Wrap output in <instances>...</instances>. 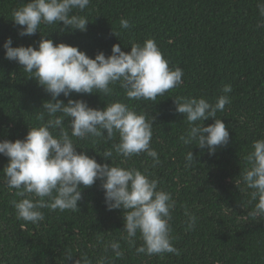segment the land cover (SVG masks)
<instances>
[{"label": "trees", "instance_id": "1", "mask_svg": "<svg viewBox=\"0 0 264 264\" xmlns=\"http://www.w3.org/2000/svg\"><path fill=\"white\" fill-rule=\"evenodd\" d=\"M27 2L0 0V140L23 139L29 127L45 123L47 116L45 121L37 116L43 102L51 100L21 65L5 58L3 45L9 37L14 47L37 48L48 38L78 46L93 58L101 51L111 55L114 44L130 51L132 44L153 39L169 67L182 69L183 83L156 101L129 100L118 82L110 85V96L73 92L58 98L65 103L82 99L100 109L120 101L150 121L154 117L150 146L159 155L155 166L146 153L130 159L117 155L113 145L119 143L118 133L110 141L72 139L78 152L86 151L101 164L113 161L114 166L138 169L158 181V190L171 193L176 201L169 221L171 242L180 254H137L143 244L139 232L134 244L123 238L125 210L107 208L99 179L82 186L75 211L42 209L45 219L36 224L18 219L12 202L24 197L7 188L3 169L9 158L0 154V264H75L84 254L92 264L101 257H107V264H264V217L250 215L258 201L251 199L253 190L240 176L249 167L245 157L253 142L264 139V17L259 0H91L83 12L74 10L89 20L86 31H61L60 22L41 24L42 33L20 36L12 12ZM122 18L130 28L121 27ZM228 84L232 91L225 94ZM221 95L231 100L217 112L230 133L227 146L209 155L207 148L184 145L180 137L188 125L175 111V97L215 103ZM211 123L214 118L204 121ZM64 127L71 135L67 119ZM106 150L113 151L112 160L102 156ZM190 150L196 162L186 166ZM185 210L196 217L192 230H187ZM112 241L120 243V257L105 250Z\"/></svg>", "mask_w": 264, "mask_h": 264}, {"label": "clouds", "instance_id": "2", "mask_svg": "<svg viewBox=\"0 0 264 264\" xmlns=\"http://www.w3.org/2000/svg\"><path fill=\"white\" fill-rule=\"evenodd\" d=\"M91 0H28L22 7L14 9L12 20L19 27L20 36H32L40 31V25H54L63 22L61 31L87 30L89 20L74 10L83 12ZM260 15L264 17V0H259ZM123 29L130 28L127 19H121ZM42 33V32H41ZM115 35H117L115 33ZM43 36H46L43 34ZM5 58L16 61L35 78L38 85L51 95L43 102L37 119L45 121L38 127H29L23 139L0 140V154L9 158L3 169L4 182L8 189L18 190L22 198L13 201L16 216L33 224L45 219L42 209L52 211H75L82 199V186L91 187L98 179L104 190L105 203L109 210L124 209L126 233L124 239L134 244L139 232L143 244L136 248L137 254L156 255L174 253L179 250L171 242L172 211L176 201L171 193L158 190V181L135 168H124L99 163L86 151L78 152L72 137L86 140L89 137H104L110 141L118 133L119 143L113 145L117 155L130 159L146 153L159 163L158 153L151 148L152 124L144 114H138L128 104L116 101L106 104L103 109L90 107L82 99H58L61 94L71 97L73 92L82 94L100 93L110 96L117 82L124 89L129 100L156 101L170 89L179 87L183 71L171 69L153 39L143 45L134 43L130 51L114 44L111 55L98 52L95 57L68 43H54L42 38L39 47L13 46L9 37L4 45ZM232 91L225 85V94ZM228 95H221L215 103L204 97H175V111L184 115L188 128L180 137L184 145L207 148L214 155L219 146H227L230 140L228 127L217 112H223L230 104ZM214 118V123L204 121ZM68 120L71 129H65ZM58 130V135L53 132ZM107 130V135H105ZM192 148V147H191ZM252 151L245 159L249 167L240 176L253 201H258L251 216L264 217V139L253 142ZM113 156L112 150L102 154ZM186 166H192L196 159L193 152H187ZM239 187L240 181L236 180ZM189 217L187 230H192L196 217L185 210ZM116 257L123 253L119 242L112 241L105 246ZM73 255L67 254V257ZM75 264H92L86 254L80 255ZM97 264H107V257H101Z\"/></svg>", "mask_w": 264, "mask_h": 264}]
</instances>
